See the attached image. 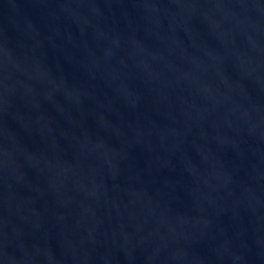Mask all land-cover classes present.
<instances>
[{"label":"water","instance_id":"1","mask_svg":"<svg viewBox=\"0 0 264 264\" xmlns=\"http://www.w3.org/2000/svg\"><path fill=\"white\" fill-rule=\"evenodd\" d=\"M0 264H264V0H0Z\"/></svg>","mask_w":264,"mask_h":264}]
</instances>
